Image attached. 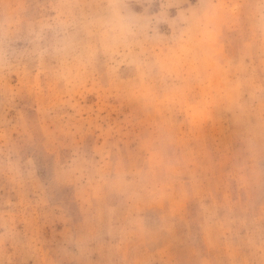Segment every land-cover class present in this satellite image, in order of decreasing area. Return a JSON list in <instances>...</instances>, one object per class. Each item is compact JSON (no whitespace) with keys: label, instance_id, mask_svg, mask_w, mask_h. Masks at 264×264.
Wrapping results in <instances>:
<instances>
[{"label":"rangeland","instance_id":"1","mask_svg":"<svg viewBox=\"0 0 264 264\" xmlns=\"http://www.w3.org/2000/svg\"><path fill=\"white\" fill-rule=\"evenodd\" d=\"M0 264H264V0H0Z\"/></svg>","mask_w":264,"mask_h":264}]
</instances>
